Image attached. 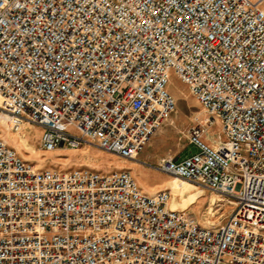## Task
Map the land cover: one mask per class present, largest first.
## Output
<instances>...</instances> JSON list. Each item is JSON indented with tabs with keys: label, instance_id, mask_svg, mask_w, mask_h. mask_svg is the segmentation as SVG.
Returning <instances> with one entry per match:
<instances>
[{
	"label": "built area",
	"instance_id": "built-area-1",
	"mask_svg": "<svg viewBox=\"0 0 264 264\" xmlns=\"http://www.w3.org/2000/svg\"><path fill=\"white\" fill-rule=\"evenodd\" d=\"M262 1L0 0L9 131L37 127L46 152L86 142L230 206L201 225L129 169H39L0 137V264H264ZM171 74L206 113L194 151L139 161L175 109Z\"/></svg>",
	"mask_w": 264,
	"mask_h": 264
},
{
	"label": "rangeland",
	"instance_id": "rangeland-1",
	"mask_svg": "<svg viewBox=\"0 0 264 264\" xmlns=\"http://www.w3.org/2000/svg\"><path fill=\"white\" fill-rule=\"evenodd\" d=\"M260 6L264 10V0ZM168 90L174 99L175 109L163 126L150 137L152 138L150 147H144L138 153L139 161L152 164L162 157H185L194 151V147L189 143L187 137V128L201 120L206 113L187 91L186 86L173 74L169 76ZM7 128L5 117L0 113V137L36 168L68 170L86 167L102 173H109L123 168L121 165H126V169H129L137 186L144 193L160 189L158 184L162 181H164L163 187L171 189L170 199L177 202L184 198L185 192L191 194L199 191L196 202L185 205V210L201 225L221 224L230 212V206L225 200L216 202L218 197L207 190H201L185 182L176 186V181L171 178L172 176L130 160H121L94 145L84 142L75 148L59 146L53 151L46 152L40 148V132L37 127L24 126L22 128L23 137ZM218 132L217 123L208 128V133L214 137ZM145 150H148V156L143 155L142 152ZM176 206V208H184L179 204Z\"/></svg>",
	"mask_w": 264,
	"mask_h": 264
},
{
	"label": "bare ground",
	"instance_id": "bare-ground-1",
	"mask_svg": "<svg viewBox=\"0 0 264 264\" xmlns=\"http://www.w3.org/2000/svg\"><path fill=\"white\" fill-rule=\"evenodd\" d=\"M172 179H174V181H176V186L180 185L181 183H188L178 177H175V176H172L171 177ZM170 192H171V189L169 187H167ZM199 191H196L194 193H191V194H188L187 192L184 193V198L182 200H180L179 202H177L176 200L174 199H170L169 201V205L170 207L174 208V207H177L176 204H179L180 206H184L185 208V205H191V204H194L197 200V197L199 196ZM215 200V199H214Z\"/></svg>",
	"mask_w": 264,
	"mask_h": 264
},
{
	"label": "crops",
	"instance_id": "crops-1",
	"mask_svg": "<svg viewBox=\"0 0 264 264\" xmlns=\"http://www.w3.org/2000/svg\"><path fill=\"white\" fill-rule=\"evenodd\" d=\"M151 142H152V138H150V140L148 141V143L146 144V146L145 147H150V144H151ZM143 153V155L144 156H148L147 154H148V150H145L144 152H142ZM176 158H182V157H176ZM123 168H127V166L126 165H121ZM164 184V181H162L161 183H159L158 185H159V188H162L163 185Z\"/></svg>",
	"mask_w": 264,
	"mask_h": 264
}]
</instances>
